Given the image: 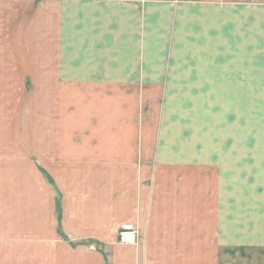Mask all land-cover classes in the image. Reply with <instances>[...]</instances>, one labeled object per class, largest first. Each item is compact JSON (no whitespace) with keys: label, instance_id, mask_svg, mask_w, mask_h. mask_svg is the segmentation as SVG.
<instances>
[{"label":"crops","instance_id":"crops-1","mask_svg":"<svg viewBox=\"0 0 264 264\" xmlns=\"http://www.w3.org/2000/svg\"><path fill=\"white\" fill-rule=\"evenodd\" d=\"M181 2L0 0V264H264V162L239 159L218 107L235 83L219 54L256 1H186L199 4V160L144 172L136 151L129 86L191 84L192 65L164 61L176 34L159 30ZM123 224L136 245L119 243Z\"/></svg>","mask_w":264,"mask_h":264},{"label":"rangeland","instance_id":"rangeland-1","mask_svg":"<svg viewBox=\"0 0 264 264\" xmlns=\"http://www.w3.org/2000/svg\"><path fill=\"white\" fill-rule=\"evenodd\" d=\"M186 1L183 0L181 6L175 4V9L171 11L173 17L161 15L163 20L159 23V30L169 28L168 34H176L179 52L165 53L164 61L170 62V59L176 58L192 65L191 70H186L184 74L191 75V84L145 83L138 88L129 86L134 94H141L140 101L137 100L138 116H131L129 111L128 117L129 123L138 125V131L133 134L134 139L136 136L139 138L140 145L136 151L143 155L144 172L151 168L150 160H160L161 168L166 169L163 171L172 174L176 173V168L183 167L176 165L174 160H199L200 132L203 131L199 101V4H186ZM254 1L256 2L252 5L245 6L252 11H245L242 18L246 19V15H250L255 20L253 23L241 20L233 44L234 52L219 54L224 61L233 57L234 64L228 72L235 83L227 85L229 91L234 92V101L226 104L219 102L218 107L224 110L223 125L239 128V159L247 157L260 163V160L264 162V0ZM232 7L233 5L229 6ZM160 9L163 12L162 9L165 8ZM173 24L177 27L174 31ZM146 54L149 57L156 55L154 52ZM113 87L119 90L121 88ZM28 88L32 91L33 103H38L35 99L39 86L32 85ZM79 91L82 92V89ZM130 103L134 101L129 99L128 104ZM133 134L128 133L129 144ZM115 144H122V141H112V145ZM128 151L133 152L131 148ZM195 167L197 169L193 167L192 172H198V166Z\"/></svg>","mask_w":264,"mask_h":264},{"label":"built area","instance_id":"built-area-1","mask_svg":"<svg viewBox=\"0 0 264 264\" xmlns=\"http://www.w3.org/2000/svg\"><path fill=\"white\" fill-rule=\"evenodd\" d=\"M139 232L133 224H123L117 231L119 243L123 245H136Z\"/></svg>","mask_w":264,"mask_h":264},{"label":"trees","instance_id":"trees-1","mask_svg":"<svg viewBox=\"0 0 264 264\" xmlns=\"http://www.w3.org/2000/svg\"><path fill=\"white\" fill-rule=\"evenodd\" d=\"M57 211L60 212L59 203L57 202Z\"/></svg>","mask_w":264,"mask_h":264}]
</instances>
